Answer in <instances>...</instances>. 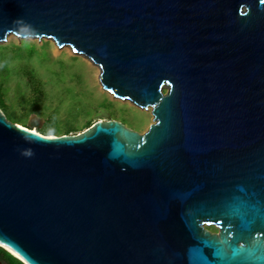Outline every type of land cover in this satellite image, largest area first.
<instances>
[{
	"label": "water",
	"instance_id": "obj_1",
	"mask_svg": "<svg viewBox=\"0 0 264 264\" xmlns=\"http://www.w3.org/2000/svg\"><path fill=\"white\" fill-rule=\"evenodd\" d=\"M9 36L70 47L153 123L46 136L0 108V247L24 264H264V0H0Z\"/></svg>",
	"mask_w": 264,
	"mask_h": 264
},
{
	"label": "rangeland",
	"instance_id": "obj_2",
	"mask_svg": "<svg viewBox=\"0 0 264 264\" xmlns=\"http://www.w3.org/2000/svg\"><path fill=\"white\" fill-rule=\"evenodd\" d=\"M99 75L98 67L70 47L10 36L0 43V108L10 121L53 135H74L107 120L146 132L153 123L150 110L115 99Z\"/></svg>",
	"mask_w": 264,
	"mask_h": 264
},
{
	"label": "trees",
	"instance_id": "obj_3",
	"mask_svg": "<svg viewBox=\"0 0 264 264\" xmlns=\"http://www.w3.org/2000/svg\"><path fill=\"white\" fill-rule=\"evenodd\" d=\"M0 106L3 108L4 107V101L2 100L1 94H0ZM94 123H89L88 127L86 129H88L89 127H91ZM27 127V126H24ZM29 128V127H28ZM31 130H34L33 128H29ZM85 129V130H86ZM39 133L43 134V135H53L52 133L49 132H43L40 130H37ZM69 131L67 134H70ZM0 260L6 264H24L23 262H21L19 259L15 258L12 254H10L9 252H7L5 249H3L2 247H0Z\"/></svg>",
	"mask_w": 264,
	"mask_h": 264
},
{
	"label": "bare ground",
	"instance_id": "obj_4",
	"mask_svg": "<svg viewBox=\"0 0 264 264\" xmlns=\"http://www.w3.org/2000/svg\"><path fill=\"white\" fill-rule=\"evenodd\" d=\"M10 37V36H9ZM100 76V75H99ZM98 79H99V77H98ZM102 86V85H101ZM103 88V87H102ZM123 101V100H122ZM38 132V131H37ZM51 136H54V135H51Z\"/></svg>",
	"mask_w": 264,
	"mask_h": 264
}]
</instances>
